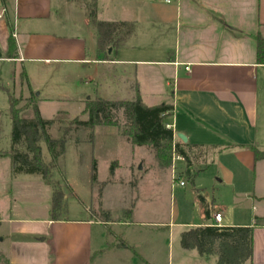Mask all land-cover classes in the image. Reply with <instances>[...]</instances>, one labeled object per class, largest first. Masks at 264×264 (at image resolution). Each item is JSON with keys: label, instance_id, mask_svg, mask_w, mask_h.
Returning <instances> with one entry per match:
<instances>
[{"label": "rangeland", "instance_id": "1", "mask_svg": "<svg viewBox=\"0 0 264 264\" xmlns=\"http://www.w3.org/2000/svg\"><path fill=\"white\" fill-rule=\"evenodd\" d=\"M67 1L62 18L69 34L85 38L87 56H97L96 36H90L91 29L95 31L91 17L133 22L136 37L112 52L114 62L0 63V264L4 260L7 264H218L216 254L200 255L180 243L181 232L204 220L197 194L213 209L233 204L231 187L217 182L216 162L199 171L193 181L182 177L180 186L157 165L149 147L134 145L121 134V111L120 128L70 124L73 118H87L85 100L128 99L126 86L136 80L147 102L169 101V87L163 86L158 66L131 60L159 58L165 42L159 19L171 3L95 0L89 10L91 0ZM22 68L27 71L25 80L20 76ZM8 94L22 118L34 117L35 104L41 118L53 120L47 128L50 136L66 139L51 172L62 192L58 220H50L52 186L38 173L11 169ZM42 152L46 153L44 146ZM175 166L178 176L183 165L176 161ZM240 201L235 199L234 204ZM105 210L111 215L108 221H103Z\"/></svg>", "mask_w": 264, "mask_h": 264}, {"label": "crops", "instance_id": "2", "mask_svg": "<svg viewBox=\"0 0 264 264\" xmlns=\"http://www.w3.org/2000/svg\"><path fill=\"white\" fill-rule=\"evenodd\" d=\"M57 1L0 0V63L23 66L39 62L47 66L98 60L96 53L87 56L84 37L68 33L62 13L69 3ZM169 3L159 19V34L165 40L159 58L131 60L158 66L163 86L169 87V101L147 102L137 80L126 86L128 99L137 87L144 104L172 106L165 125L170 124L174 139L199 146L189 170L193 174L190 180L216 162L217 182L232 191L233 204L214 209L203 196L209 219L204 218L201 203L204 220L198 225H212L213 212L219 211V226H252V255L243 264H264V160H255L250 147L264 148V64L256 60L253 37L259 33L264 39V0ZM94 34L91 29L90 36ZM10 35L16 44L14 58L6 57ZM107 61L114 62V56ZM22 71L27 76L24 68L20 76ZM176 133L184 135L186 142ZM179 162L183 165L180 176H187L186 162ZM163 169L171 177V166ZM238 198L240 203L234 204Z\"/></svg>", "mask_w": 264, "mask_h": 264}, {"label": "trees", "instance_id": "3", "mask_svg": "<svg viewBox=\"0 0 264 264\" xmlns=\"http://www.w3.org/2000/svg\"><path fill=\"white\" fill-rule=\"evenodd\" d=\"M95 0L87 4L89 10L94 8ZM90 22L96 33V52L98 60H110L112 52L123 46L129 39L136 36V25L129 21H105L95 20L91 17ZM256 60L264 64V39L256 33ZM17 56L16 44L11 35L8 38L6 57ZM23 80L25 73L21 72ZM9 114L11 119L10 146L8 154L10 157L13 173L27 172L38 173L41 178L52 186V219H58L57 210L60 208L62 192L58 185L52 181L51 172L57 167L58 157L63 154L66 139L53 138L47 128L53 123L51 119L40 117L34 104V117L22 118L19 109L15 108L13 98L8 94ZM172 106L160 103L148 106L141 100L137 87H134L132 99L108 100L94 98L85 100L84 112L87 113L85 120L73 118L71 126L93 128L97 125H113L120 128L118 114L121 111L124 125L120 128L121 134L134 145H144L150 148L154 159L160 168L169 167L171 164L172 148L185 158V172L189 179L193 174L189 170L196 160V144H181L174 139L171 128L165 126L166 119L170 116ZM42 146L46 153L42 152ZM254 159L264 160V148L255 145L250 146ZM196 150V151H195ZM95 174L93 173V179ZM198 198L203 206L204 218L209 219V212L202 195ZM128 217L130 209H126ZM104 220L111 219L107 210L103 211ZM183 248H195L200 255H217L218 264H243L250 260L252 255V226H215L198 225L192 226L181 232L180 239ZM2 260V259H1ZM0 260V261H1ZM3 264H7L4 260Z\"/></svg>", "mask_w": 264, "mask_h": 264}, {"label": "built area", "instance_id": "4", "mask_svg": "<svg viewBox=\"0 0 264 264\" xmlns=\"http://www.w3.org/2000/svg\"><path fill=\"white\" fill-rule=\"evenodd\" d=\"M166 3L171 2L172 0H163ZM166 127L170 128V124H166ZM176 161H185V158L179 154L178 152H176L174 150V148H172V156H171V179L173 180V182L177 183L178 185H184V180L182 179V177L180 175L176 176V166L175 163ZM222 216L221 213L219 211H215L213 212V224L215 226H219L220 222H221Z\"/></svg>", "mask_w": 264, "mask_h": 264}, {"label": "water", "instance_id": "5", "mask_svg": "<svg viewBox=\"0 0 264 264\" xmlns=\"http://www.w3.org/2000/svg\"><path fill=\"white\" fill-rule=\"evenodd\" d=\"M176 137L181 141V142H186V137L182 135L181 133H176Z\"/></svg>", "mask_w": 264, "mask_h": 264}]
</instances>
